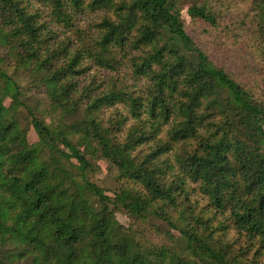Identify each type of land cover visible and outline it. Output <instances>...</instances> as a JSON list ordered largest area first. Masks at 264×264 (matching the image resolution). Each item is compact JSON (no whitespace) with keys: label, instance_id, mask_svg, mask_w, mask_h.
<instances>
[{"label":"trees","instance_id":"1","mask_svg":"<svg viewBox=\"0 0 264 264\" xmlns=\"http://www.w3.org/2000/svg\"><path fill=\"white\" fill-rule=\"evenodd\" d=\"M260 262L264 0H0V264Z\"/></svg>","mask_w":264,"mask_h":264},{"label":"rangeland","instance_id":"2","mask_svg":"<svg viewBox=\"0 0 264 264\" xmlns=\"http://www.w3.org/2000/svg\"><path fill=\"white\" fill-rule=\"evenodd\" d=\"M186 6H183L182 19L186 25L187 34L193 39V41L202 48L210 61L218 66L224 68L227 72L231 73L238 81L243 82L247 76L253 74L250 63H253L247 56L244 49L241 48H228L223 43L213 37H207L204 33V27L197 22L191 21L186 13ZM249 69V70H248ZM34 93V91H33ZM35 96L39 98V96ZM8 104V102H5ZM28 140L30 143L37 141L34 131L31 129L28 132ZM98 166L100 172L98 174V180L102 186H104L109 195H111V188L113 187V177L110 173L108 166L104 162H99ZM118 220L126 224L127 219L121 215H117ZM259 264H264L260 262Z\"/></svg>","mask_w":264,"mask_h":264}]
</instances>
